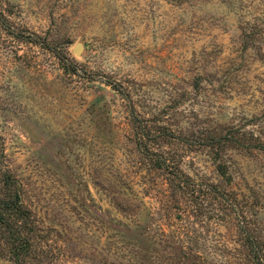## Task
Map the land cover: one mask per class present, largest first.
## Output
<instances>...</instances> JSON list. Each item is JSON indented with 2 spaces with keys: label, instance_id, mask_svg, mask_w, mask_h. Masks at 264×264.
I'll return each instance as SVG.
<instances>
[{
  "label": "rangeland",
  "instance_id": "obj_1",
  "mask_svg": "<svg viewBox=\"0 0 264 264\" xmlns=\"http://www.w3.org/2000/svg\"><path fill=\"white\" fill-rule=\"evenodd\" d=\"M1 2L15 28L45 36L80 70L62 73L0 29V134L31 210L36 264H253L238 230L264 246V0ZM129 107L185 139L169 146L180 168L218 193L167 198L136 151ZM220 132L247 147L219 159L196 147ZM0 264H11L1 240Z\"/></svg>",
  "mask_w": 264,
  "mask_h": 264
},
{
  "label": "trees",
  "instance_id": "obj_2",
  "mask_svg": "<svg viewBox=\"0 0 264 264\" xmlns=\"http://www.w3.org/2000/svg\"><path fill=\"white\" fill-rule=\"evenodd\" d=\"M1 5L0 0V29L6 36L16 41L38 46L53 56L62 73L79 76L80 70L73 59L67 58V52L51 47L46 42L45 36L29 33L24 28H15L7 18L10 13L9 10L2 8ZM105 84L119 92L113 82H105ZM127 112L132 130V141L137 153L142 158L145 165L144 169L148 177L154 173L162 176L167 198L175 203L188 200L195 204L198 196H204L205 193L209 195L218 193V186L196 182L180 168L176 158L178 154L169 146L173 143L186 145L188 142L185 139L174 136L165 127L156 130L150 128L145 124L144 118L135 113L132 107H129ZM4 142V138L0 134V240L5 246L11 264H36L37 254L31 245L30 236L33 231L31 210L25 206L22 186L9 167L7 156L4 153ZM195 145L196 147L204 146L214 150L213 159H219L220 154L227 149H245L247 147L243 137L232 132L207 134ZM262 146V143L259 142V144L249 147L260 149ZM217 166L221 175H225L226 168L221 163H218ZM191 209L192 213H200L196 208L193 209L192 207ZM238 232L240 234L239 240L245 248V255L248 256V259L253 264H264V252L262 250L264 246L257 234L251 230L250 232L245 231L244 228H239Z\"/></svg>",
  "mask_w": 264,
  "mask_h": 264
},
{
  "label": "water",
  "instance_id": "obj_3",
  "mask_svg": "<svg viewBox=\"0 0 264 264\" xmlns=\"http://www.w3.org/2000/svg\"><path fill=\"white\" fill-rule=\"evenodd\" d=\"M72 51L76 54H79V52L81 51V45L79 43L75 44L72 48Z\"/></svg>",
  "mask_w": 264,
  "mask_h": 264
}]
</instances>
